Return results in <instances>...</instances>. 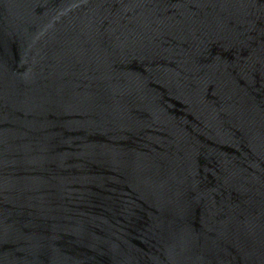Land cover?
<instances>
[{"label": "water", "instance_id": "water-1", "mask_svg": "<svg viewBox=\"0 0 264 264\" xmlns=\"http://www.w3.org/2000/svg\"><path fill=\"white\" fill-rule=\"evenodd\" d=\"M0 264H264V0H0Z\"/></svg>", "mask_w": 264, "mask_h": 264}]
</instances>
